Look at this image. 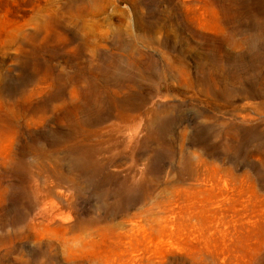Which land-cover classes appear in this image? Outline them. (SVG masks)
Segmentation results:
<instances>
[{
  "label": "rangeland",
  "instance_id": "1",
  "mask_svg": "<svg viewBox=\"0 0 264 264\" xmlns=\"http://www.w3.org/2000/svg\"><path fill=\"white\" fill-rule=\"evenodd\" d=\"M0 264H264V0H0Z\"/></svg>",
  "mask_w": 264,
  "mask_h": 264
}]
</instances>
